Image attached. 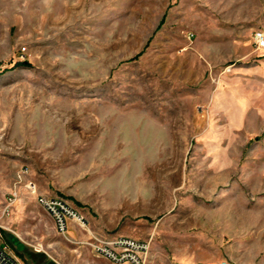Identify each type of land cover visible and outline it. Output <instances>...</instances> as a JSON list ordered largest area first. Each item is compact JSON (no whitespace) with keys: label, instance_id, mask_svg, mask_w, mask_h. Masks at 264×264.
Listing matches in <instances>:
<instances>
[{"label":"rangeland","instance_id":"1","mask_svg":"<svg viewBox=\"0 0 264 264\" xmlns=\"http://www.w3.org/2000/svg\"><path fill=\"white\" fill-rule=\"evenodd\" d=\"M264 0H0L1 240L21 264H264ZM84 220L65 232L35 196Z\"/></svg>","mask_w":264,"mask_h":264},{"label":"built area","instance_id":"2","mask_svg":"<svg viewBox=\"0 0 264 264\" xmlns=\"http://www.w3.org/2000/svg\"><path fill=\"white\" fill-rule=\"evenodd\" d=\"M252 38L256 48L264 50V31H254ZM27 189L30 194L35 196L38 204L53 217L58 231L65 232L70 220H77L80 223H84L83 218L68 207L61 199L38 195L35 185L32 183L28 184ZM17 197L18 193L16 191L9 193L3 206L0 208V264H21L11 247L1 240L4 230L1 221L9 215L10 209ZM95 249L98 254L113 262L128 261L132 264H144L147 246L132 238H118L108 243L97 245Z\"/></svg>","mask_w":264,"mask_h":264}]
</instances>
